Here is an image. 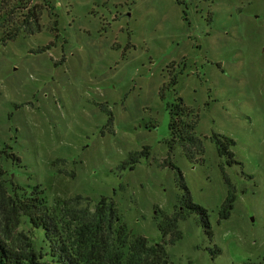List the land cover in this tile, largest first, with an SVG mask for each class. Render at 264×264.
<instances>
[{"label": "rangeland", "instance_id": "obj_1", "mask_svg": "<svg viewBox=\"0 0 264 264\" xmlns=\"http://www.w3.org/2000/svg\"><path fill=\"white\" fill-rule=\"evenodd\" d=\"M49 1L39 33L0 44V149L20 160L0 154L8 193L42 192L61 219L107 198L134 235L166 242L168 264H264V0ZM177 98L199 116L202 156L169 154ZM213 135L234 141L236 163ZM168 156L212 236L184 213L177 172L159 166ZM165 216L184 218L173 244Z\"/></svg>", "mask_w": 264, "mask_h": 264}, {"label": "trees", "instance_id": "obj_2", "mask_svg": "<svg viewBox=\"0 0 264 264\" xmlns=\"http://www.w3.org/2000/svg\"><path fill=\"white\" fill-rule=\"evenodd\" d=\"M52 8L49 0H0V44L12 42L19 35L39 33L43 13L51 12ZM53 25L57 30L56 16ZM51 46L49 44L38 52ZM175 85L176 81H171L170 86ZM198 121L199 116L177 98L169 109V154L178 145L190 159L195 158L191 148L198 149L197 156L203 155V143L195 133ZM211 141L216 145L218 156H227V164L232 165L235 161L230 148L235 145L234 141L220 135H213ZM7 150V147L0 149V154L13 162H20ZM149 154L148 146L132 153L121 164V170H133L139 160ZM159 166L177 172L179 184L187 197L181 201L184 213L198 215L206 233L212 236L207 210L191 202L181 171L170 161V156ZM224 179L232 191L229 180L226 176ZM42 194L25 195L24 190L9 194L0 180V264H168L166 242L150 244L146 237L134 235L122 221L113 201L103 197L93 212L83 209L61 219L47 206ZM234 201L233 192L229 193L219 210V220L229 218ZM182 219L165 216L158 223L163 239L172 233L170 244L180 239L176 228Z\"/></svg>", "mask_w": 264, "mask_h": 264}]
</instances>
